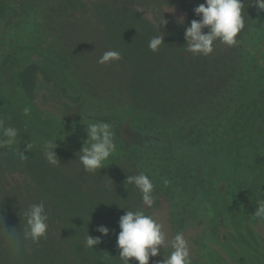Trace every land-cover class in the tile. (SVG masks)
I'll return each instance as SVG.
<instances>
[{"label":"trees","instance_id":"obj_1","mask_svg":"<svg viewBox=\"0 0 264 264\" xmlns=\"http://www.w3.org/2000/svg\"><path fill=\"white\" fill-rule=\"evenodd\" d=\"M200 3L204 0H0V69L5 62L34 65L66 98L80 101L78 116L66 123L51 110H38L17 86L22 118L35 145L44 153V142L57 140L59 163L47 161L48 165L59 172L78 170L75 181L82 183L90 178L96 180L97 191L108 192L118 185L122 164L131 155L128 152L135 150L134 167L164 192L171 211L181 214L183 208L185 213L205 218L204 223H209L211 217H219L223 223L225 234L204 229L193 239L192 264H264V236L253 226L258 220L264 228V220L254 215L257 205L264 203V12H259L251 0H244L245 26L235 45L217 40L207 56L188 52L186 59L191 66L204 70L203 76L208 75L212 92L195 98L190 115L183 114L191 119L159 128L170 146L160 143L151 153L148 146L133 144L134 141L127 144L118 130L125 125L138 134V127L145 131L140 123L154 120L150 114H130L131 84L147 83L149 87L138 72H152L145 68L136 71L124 57V47L115 48L99 8L110 13L125 10L154 15L162 14L166 6L194 13ZM107 50L119 51L121 58L98 63ZM199 73L194 74L198 79ZM100 121L112 125L115 151L104 168L88 173L78 153L87 139L84 123ZM191 132L190 140L186 135ZM5 167L0 153V182L12 187L4 180ZM221 180L228 184L224 195L216 190ZM29 182L39 197L36 184L31 179ZM239 189L244 191L242 197L237 195ZM2 191L0 183L3 213L11 230L16 228L15 219ZM54 236L47 255L49 264H72L64 260ZM8 248L0 238V264L25 263L21 262L26 259L23 251L13 253ZM21 248L30 264H46L24 241ZM170 251V246L161 249V257H167ZM118 255L116 247L115 263L122 264ZM130 264L138 261L132 258ZM149 264H154L151 258Z\"/></svg>","mask_w":264,"mask_h":264},{"label":"rangeland","instance_id":"obj_2","mask_svg":"<svg viewBox=\"0 0 264 264\" xmlns=\"http://www.w3.org/2000/svg\"><path fill=\"white\" fill-rule=\"evenodd\" d=\"M164 11H166L164 18L168 23L159 30V17L155 15L137 14L125 10L110 13L111 10L99 8V13L110 30L111 42L115 48L121 50L124 47V57L133 63L136 71L145 68L146 71L152 72L150 74H146L143 70L138 72L141 79L149 82V87L146 86L147 83L146 85L131 84L133 110L130 114L146 113L153 116L154 120L151 119L150 124L140 123L145 131L138 127V134L125 125L118 127L127 144L134 141L133 144L148 146L151 153L161 144L165 145L164 147L171 145L170 141L158 131L159 128L191 119V116L184 117V115H190L195 98L205 97L212 92L208 75L203 76L204 70L191 66L186 59L189 53L184 30L193 19H199L198 16L178 7L166 6ZM156 35H163L164 43L158 51L153 52L149 49L148 43ZM199 71L198 76L201 80L194 75ZM136 78L138 79L137 76ZM17 86L38 110L43 112L51 110L59 114L66 123L78 116L81 106L80 101L66 98L34 65L23 66L14 62H5L1 66L0 122L4 127L17 129L18 133L13 144L0 147L7 171L5 175L7 179L4 177V180L12 184V187H9L3 180L0 182L3 185L2 197L11 207L18 232L22 231L25 224L24 211L34 203L40 202L45 205L49 216L46 237L41 238L38 243L24 242L34 254H40L46 264H49L47 255L52 234L55 235V240L66 258L62 256L67 262L69 260L72 264H116L118 220L126 211L142 210L145 214L153 216L163 224L169 241L176 233L182 232L189 242L191 255L195 250L193 239L204 229L217 231L220 236L225 234L219 217H211L209 223H204L207 222L205 218L201 219L193 212L185 213L183 208H180L181 214L176 210V212L171 211L168 198L163 191L155 187L153 206L148 208L144 205L140 191L134 184L126 183L127 176L140 173L133 164L135 150L128 152L131 155L127 157V162L122 164V171L117 179L118 185L115 184L114 190L108 192L97 191L96 180L94 182L86 178V182L75 181L78 170L60 171V173L58 168L48 165L44 153L35 145L22 118L16 96ZM128 120L132 123L130 118ZM193 132L187 134L186 138L191 140ZM2 138V127H0V139ZM26 145L31 147L27 148ZM141 155L144 157L143 153ZM30 179L36 184L39 197L29 182ZM227 185L224 180L218 182L216 190L220 195L227 194ZM240 190L238 197L244 194V191ZM3 208L0 199V215L3 216V224H5L3 226L8 229ZM245 219L250 221L248 217ZM100 224L107 225L111 229L109 234L103 236L101 243L94 245V248L84 247L88 233L93 237L101 235L96 231L97 225ZM253 226L260 235L264 236L263 224L260 221H255ZM0 238L8 247L6 241ZM20 251L26 256V259H21V262L25 261V263L21 264H30L25 250L21 248ZM55 251H57L56 246ZM105 257L108 259L105 260ZM151 259L154 264L163 260L161 255Z\"/></svg>","mask_w":264,"mask_h":264},{"label":"clouds","instance_id":"obj_3","mask_svg":"<svg viewBox=\"0 0 264 264\" xmlns=\"http://www.w3.org/2000/svg\"><path fill=\"white\" fill-rule=\"evenodd\" d=\"M251 4L259 12H264V0H251ZM199 19H193L184 30V38L187 51L197 55H209L213 52L214 42L219 40L229 46L237 43V35L245 26L244 0H204L193 9ZM162 14L159 15V30L166 26L168 21ZM182 23H183V18ZM204 29H207L205 32ZM163 35L153 36L148 43L151 51H158L163 44ZM121 58L117 50H107L99 58L98 63L108 64ZM27 112V110H25ZM87 139L78 151L79 161L88 173H95L98 169L104 168L105 162L115 151L114 132L112 125L108 122L84 123ZM2 127V139L0 147L11 145L17 137V129L13 127ZM57 140H48L43 144V151L47 161L56 165L59 158L55 149ZM30 148L31 145H26ZM126 183L134 184L142 194V202L151 208L155 202L153 196L154 184L150 177L144 172L134 176H127ZM167 183V181H165ZM122 208V207H121ZM254 215L264 220V203L255 208ZM25 224L22 231L12 228L10 231L3 226V216L0 215V237H2L9 250L13 253L20 251L23 241L38 243L41 238L46 237L48 231L49 216L43 203L31 204L24 211ZM119 232L116 238V247L119 250V258L122 264H130L132 258L138 264H149L150 258L161 254V249L170 246L171 251L163 260L157 264H192L191 249L188 240L182 232H178L169 241L163 224L153 216L145 214L142 210L126 211L118 220ZM96 231L101 235L93 237L87 234L84 247L94 248V245L101 243L103 236H107L111 229L104 224L97 225ZM105 260L108 257L104 258Z\"/></svg>","mask_w":264,"mask_h":264}]
</instances>
